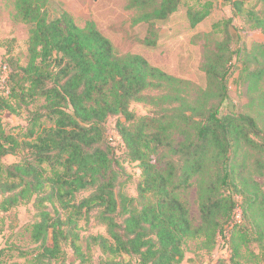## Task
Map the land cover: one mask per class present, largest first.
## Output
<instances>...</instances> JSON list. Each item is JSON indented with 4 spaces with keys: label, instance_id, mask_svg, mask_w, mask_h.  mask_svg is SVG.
Masks as SVG:
<instances>
[{
    "label": "trees",
    "instance_id": "1",
    "mask_svg": "<svg viewBox=\"0 0 264 264\" xmlns=\"http://www.w3.org/2000/svg\"><path fill=\"white\" fill-rule=\"evenodd\" d=\"M182 1L128 0V8L139 10L133 23L148 25L143 44L156 43L155 23L168 18ZM244 1L229 0L235 14ZM259 1L261 11L247 13L251 26L264 33V0ZM200 4V9H186L191 27L210 12L209 1ZM14 7L15 17L28 27L27 63L3 60L10 78L8 94H0V113L17 112L22 105L28 109L38 98L43 100L30 111L22 139L6 130L0 118V211L32 197L38 207L39 219L30 232L37 252L26 262L50 264L62 255V242L67 240L85 260L73 232L76 217L83 214L106 226V235L88 237L90 246L100 251L98 264H179L187 240L201 239L209 251L224 231L229 255L217 264H241L243 257L260 262L264 221L254 222L257 237L241 229V221L263 195L255 181L240 175L236 161L243 149L259 146L252 136L259 137L260 129L249 115L218 112L235 70L230 57L206 58L207 86L191 104L182 94L180 79L140 54H119L93 20L79 26L65 10L53 16L49 0H15ZM247 74L255 83L259 71ZM149 89L161 93L146 94ZM131 101L158 111L136 115L129 109ZM42 116L52 124L42 126ZM110 117L115 118L118 145L112 144L105 127ZM174 133L182 136L177 143ZM7 155L19 159L5 163ZM125 159L137 162L140 169L135 196L122 190L127 181L121 163ZM192 183L199 225L192 223L180 197L181 189ZM81 191L88 193L75 200ZM236 193L243 195L242 207L234 199ZM45 202L55 213L60 209L68 215H52ZM252 240L259 244L258 253L248 248Z\"/></svg>",
    "mask_w": 264,
    "mask_h": 264
},
{
    "label": "rangeland",
    "instance_id": "2",
    "mask_svg": "<svg viewBox=\"0 0 264 264\" xmlns=\"http://www.w3.org/2000/svg\"><path fill=\"white\" fill-rule=\"evenodd\" d=\"M205 1L211 3L209 14L191 27L186 9H200V3ZM127 3L128 0H49V11L56 16L65 10L79 26H83L86 20H93L119 54H140L150 64L180 79L183 82L182 94L191 104L199 100L198 95L207 86L203 69L206 58H215L216 54L230 57V62L235 64V70L229 75L227 98L219 107V115H249L260 129L259 137L252 136L259 146L243 149L236 157L240 175L255 181L263 195L261 201L247 208L241 221V229L246 230L250 237H255L257 234L254 222L257 219L261 223L264 221V33L251 26L252 21L247 11L260 12L261 1L245 0L242 11L235 14L229 0H183L168 18L155 23L157 40L153 46L142 43V39L148 34V25L143 22L133 23L139 10L128 8ZM14 4L15 0H0V63L5 59L9 62L12 59L14 65L24 66L27 63L28 27L15 17ZM250 71H259L255 83L250 82V74H247ZM144 92L149 95L161 93L155 89ZM42 103L43 100L38 98L28 109L25 105L17 106V112L3 109L0 113L3 127L22 139L28 119L32 115L30 111L37 110ZM129 109L136 115L156 114L158 111L153 105L138 101H131ZM39 121L46 127L52 124L44 116ZM114 123L115 118L110 117L105 122V127L112 144L118 145L120 138L113 128ZM173 137V143L182 139L177 133ZM116 149L117 155L122 158L121 149ZM18 159L19 155H7L4 162L12 163ZM121 163L127 179L122 190L128 196H135L140 174L138 163L127 159ZM87 193H77L75 200ZM180 197L186 204L192 223L199 225L196 185L192 183L181 189ZM234 199L242 207L243 195L236 193ZM45 205L52 215L58 214L61 218L68 215V211L60 209L55 213L54 207L48 202ZM38 219V207L34 204V197L8 211H0V264H28L26 261L37 252V244L32 241L30 232L32 223ZM236 219H240V209L236 210ZM260 229L264 230V226ZM73 232L77 235L76 242L80 245L85 260L78 258L67 240L62 242V255L50 264H98L100 251L97 246H90L88 237L106 235V226L93 216L83 214L76 217ZM223 234L227 236L228 232L224 231L217 236L215 245L209 251L202 247L201 239L187 240L184 257L179 264H217L219 258H227L229 250ZM261 240H264V233ZM248 248L255 253L259 252L256 240H252ZM241 252L245 253L244 247ZM240 263L264 264V258L256 263L249 257H243L240 258Z\"/></svg>",
    "mask_w": 264,
    "mask_h": 264
},
{
    "label": "built area",
    "instance_id": "3",
    "mask_svg": "<svg viewBox=\"0 0 264 264\" xmlns=\"http://www.w3.org/2000/svg\"><path fill=\"white\" fill-rule=\"evenodd\" d=\"M10 68L6 62L0 63V94L7 95L9 92Z\"/></svg>",
    "mask_w": 264,
    "mask_h": 264
}]
</instances>
